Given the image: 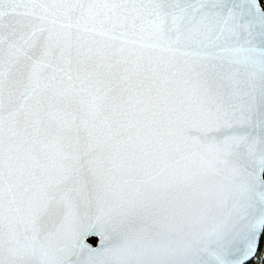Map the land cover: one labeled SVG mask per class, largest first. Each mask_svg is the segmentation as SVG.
<instances>
[{"label": "snow or ice", "instance_id": "snow-or-ice-1", "mask_svg": "<svg viewBox=\"0 0 264 264\" xmlns=\"http://www.w3.org/2000/svg\"><path fill=\"white\" fill-rule=\"evenodd\" d=\"M81 33L187 59L133 81L134 50H97L80 75ZM261 235L260 0H0V264H247Z\"/></svg>", "mask_w": 264, "mask_h": 264}, {"label": "water", "instance_id": "water-1", "mask_svg": "<svg viewBox=\"0 0 264 264\" xmlns=\"http://www.w3.org/2000/svg\"><path fill=\"white\" fill-rule=\"evenodd\" d=\"M240 2L242 3L243 0H240ZM260 8L262 11H264V5H263V2H261V0H260ZM65 31H68V30L66 29ZM80 35H81L80 43L83 45L81 49V56H80L81 64L79 66L80 75H85L88 72L87 66L90 63V61L88 60V56L92 55L96 57L97 50H101L106 54L107 59H105L104 61L106 65L111 64L115 59L121 58V56L128 57V59L130 60L137 59V56H129V50H134L139 56L138 66L133 65V64L123 65L122 67L130 69V71L126 74L123 73L122 70H120L121 76L130 77L131 80L133 81L140 78L137 75L138 72H140L141 75L144 74L143 70L147 68L149 64H151L152 67H161L164 64V62L172 60L175 63L182 65L183 62L187 59L181 54L183 51H185V49H181L180 51H176V52L168 51L165 49L162 43L156 39H151V40L146 41V43L150 45H154V47L141 49L139 47L138 38H135L138 41L136 44H132V43L122 44L121 43L122 39H128V40L134 39L131 36L126 37V38L119 37L115 40H112L104 35H100L96 33H81ZM121 47L125 48V52L121 53L119 56L113 57L111 54L113 52H117ZM89 49L92 50L91 53H89L88 51ZM75 68H76V64L74 61L73 72L71 74L73 76V82L78 84L79 81L75 79L77 75ZM104 70L107 71V69H104ZM113 71H117V69L113 68ZM241 71H243V69H241ZM176 86L180 87V84L177 83ZM58 91L61 93V95L58 96L57 98L56 107H53L52 109H50V111L57 112V110H59L58 115L56 116L55 119L57 120L58 123H62L65 127H67L70 125L74 116H79L86 109L83 105L80 104V94L78 93V90L72 89L67 79H64L62 82L58 81ZM110 95H114V94H110ZM75 109H79V111H75ZM6 115H7V111L5 110V116ZM53 127H55V124L53 125ZM260 133H261V129L257 127L255 129V134L259 135ZM41 140L43 141V144L41 145V147H46L48 148V150H51L50 149V139L42 135ZM85 210L87 209H82V211H85ZM91 211H95L94 207L91 209ZM219 215H220V211L217 210V212L213 216H210L205 221L202 227L210 228L219 218ZM261 236L259 239L258 248L260 245ZM92 239H95V242H93ZM85 242L89 244L91 247H97L99 244V237L97 236L90 237ZM238 246L241 249L243 248L242 244H239ZM258 248H257L255 255L251 257L249 261H251V259H253L257 255V252L259 250Z\"/></svg>", "mask_w": 264, "mask_h": 264}, {"label": "trees", "instance_id": "trees-1", "mask_svg": "<svg viewBox=\"0 0 264 264\" xmlns=\"http://www.w3.org/2000/svg\"><path fill=\"white\" fill-rule=\"evenodd\" d=\"M95 242V239H92ZM257 255L251 259L247 264H264V235L261 236L260 245Z\"/></svg>", "mask_w": 264, "mask_h": 264}, {"label": "rangeland", "instance_id": "rangeland-1", "mask_svg": "<svg viewBox=\"0 0 264 264\" xmlns=\"http://www.w3.org/2000/svg\"><path fill=\"white\" fill-rule=\"evenodd\" d=\"M261 2H263V5H264V0H262Z\"/></svg>", "mask_w": 264, "mask_h": 264}, {"label": "built area", "instance_id": "built-area-1", "mask_svg": "<svg viewBox=\"0 0 264 264\" xmlns=\"http://www.w3.org/2000/svg\"><path fill=\"white\" fill-rule=\"evenodd\" d=\"M262 1V0H261Z\"/></svg>", "mask_w": 264, "mask_h": 264}]
</instances>
